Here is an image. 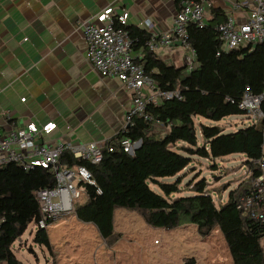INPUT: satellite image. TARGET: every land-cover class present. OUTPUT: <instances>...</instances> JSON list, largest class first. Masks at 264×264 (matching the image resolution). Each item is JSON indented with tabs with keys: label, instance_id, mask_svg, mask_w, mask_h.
I'll list each match as a JSON object with an SVG mask.
<instances>
[{
	"label": "trees",
	"instance_id": "16d2710c",
	"mask_svg": "<svg viewBox=\"0 0 264 264\" xmlns=\"http://www.w3.org/2000/svg\"><path fill=\"white\" fill-rule=\"evenodd\" d=\"M217 24L211 20L204 27L195 24L187 27L188 41L197 62L189 72L185 66L167 64L155 52L145 48L149 33L127 26L130 37L136 39L132 49H143L142 57L135 60L143 64L145 76L152 79L158 89L179 90L182 97L149 104L146 110L152 116L151 120L140 116L133 118L122 134L141 142L133 154L119 148L114 151L105 148L98 164L74 159L67 151L61 154V164H82L92 174L95 185L79 183L86 193V200L74 204V215L79 221L92 223L105 243L117 239L113 214L115 209L122 208L137 212L152 227L173 228L190 222L205 235L218 225L233 264H264L261 245L264 222L243 214L233 203L248 193V183L240 182L229 192L227 202L221 205L214 204L206 192L204 180L192 186L198 192L196 195L173 200L154 192L149 186V182L157 184L166 196L179 192L180 179L169 184L158 178L177 175L190 163V154L219 157L243 153L250 168L253 167L252 160L261 155L262 132L253 126L222 134L218 126L201 125L209 149L196 147L194 116L216 121L230 114L246 113L238 107L244 88L248 86L254 93L264 90V43L223 51ZM261 110L264 114V99ZM155 125L166 129L162 138H157V132H153ZM113 138L112 141H116ZM179 142L182 144L178 145ZM257 173L259 170L254 171ZM54 181L53 174L42 167L24 170L14 162L0 167L1 264H23L14 252L13 243L32 221L36 222L42 216L35 192L52 187ZM33 241L52 254L46 228H38Z\"/></svg>",
	"mask_w": 264,
	"mask_h": 264
},
{
	"label": "crops",
	"instance_id": "0c3cea01",
	"mask_svg": "<svg viewBox=\"0 0 264 264\" xmlns=\"http://www.w3.org/2000/svg\"><path fill=\"white\" fill-rule=\"evenodd\" d=\"M200 1L206 23L212 20L215 24L228 16L237 22L245 21L253 3V0ZM107 6L117 13L127 11L129 27L160 34L171 28L179 2L0 0V133L27 122L38 125L55 122L56 128L44 138L51 144L114 136L124 122L131 94L119 79L103 77L91 67L85 57L81 27L83 21L94 18ZM153 52L176 67L184 66L189 53L179 44ZM132 53L139 59L143 49H132ZM118 209L131 214L130 210ZM78 223L95 227L92 223L79 220ZM51 250L52 259L57 262L52 245Z\"/></svg>",
	"mask_w": 264,
	"mask_h": 264
},
{
	"label": "built area",
	"instance_id": "2783aa9c",
	"mask_svg": "<svg viewBox=\"0 0 264 264\" xmlns=\"http://www.w3.org/2000/svg\"><path fill=\"white\" fill-rule=\"evenodd\" d=\"M205 18L201 1L180 0L171 28L160 34H150L145 48L153 51L157 48H171L176 44L183 46L189 51L184 60L186 71L189 72L195 67V55L188 41L187 27L190 24L204 27ZM127 19V11L117 13L111 6H107L94 18L81 23L86 44L85 57L91 67L103 77L119 79L131 94V103L124 122L114 134L115 138L112 137L116 141H112V138L89 142L65 140L51 144L44 141V138L56 128L55 122L42 125L27 122L24 126L0 133V167L8 162H14L24 170L42 167L55 178L52 187H44L35 192L42 214L35 222L37 228H46L49 223L74 213L73 200L79 197V189L84 191L79 187L80 182L95 185L86 166L60 163L63 152L67 151L74 159L88 161L91 164L100 163L105 148L108 151L119 148L133 154L140 141H133L122 135L132 124L133 118L140 116L144 120H151L152 116L146 110L149 104L182 97L179 90L158 89L154 81L145 76L143 64L136 62V56L132 53L136 39L131 38L126 29ZM216 29L223 51L264 43V0H253L245 21L237 22L228 16L217 24ZM263 99L264 90L254 93L246 86L238 101V107L251 116L252 126L261 130L263 144L260 157L252 160L253 167L249 168L248 193L233 202L243 214L262 222H264V114L261 110ZM228 100L234 102L230 98ZM38 137L42 138V141H36ZM255 170H259V173L254 174ZM1 221L0 219V223Z\"/></svg>",
	"mask_w": 264,
	"mask_h": 264
},
{
	"label": "rangeland",
	"instance_id": "374dc122",
	"mask_svg": "<svg viewBox=\"0 0 264 264\" xmlns=\"http://www.w3.org/2000/svg\"><path fill=\"white\" fill-rule=\"evenodd\" d=\"M193 120L196 147L205 146L206 149H209V145L201 133V125L218 126L222 134L252 126V118L248 113L230 114L216 121L201 116H194ZM152 130L157 132V138H162L166 131L161 125L152 126ZM189 157L190 163L177 175L158 178L160 182L169 184L180 179L179 192L166 196L152 182H149L150 188L168 200H173L180 196L196 195L198 192L192 186L204 180L206 192L212 197L214 204L221 205L227 202L229 192L240 182L248 183L250 167L247 166L248 158L243 153L219 157L190 154ZM79 191L80 195L74 198V203H84L86 200V193L81 189ZM130 212L128 215L117 209L115 232L118 236L110 244L102 241L95 227L87 228L78 223L73 213L49 223L46 231L57 254V262L53 261L47 248L33 241L38 229L34 221L15 240L13 249L23 264H233L218 225L203 235L194 223L187 222L173 228L152 227L137 212ZM261 245L264 250V236L261 238Z\"/></svg>",
	"mask_w": 264,
	"mask_h": 264
},
{
	"label": "water",
	"instance_id": "95a60500",
	"mask_svg": "<svg viewBox=\"0 0 264 264\" xmlns=\"http://www.w3.org/2000/svg\"><path fill=\"white\" fill-rule=\"evenodd\" d=\"M141 142H139V145L136 147V149L140 146Z\"/></svg>",
	"mask_w": 264,
	"mask_h": 264
}]
</instances>
